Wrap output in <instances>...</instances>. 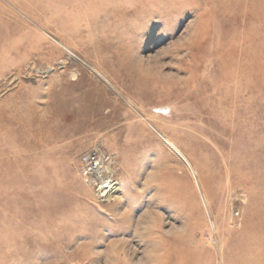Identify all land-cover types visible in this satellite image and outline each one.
I'll return each mask as SVG.
<instances>
[{
  "label": "rangeland",
  "instance_id": "rangeland-1",
  "mask_svg": "<svg viewBox=\"0 0 264 264\" xmlns=\"http://www.w3.org/2000/svg\"><path fill=\"white\" fill-rule=\"evenodd\" d=\"M261 239L264 0H0V264H264Z\"/></svg>",
  "mask_w": 264,
  "mask_h": 264
},
{
  "label": "built area",
  "instance_id": "built-area-1",
  "mask_svg": "<svg viewBox=\"0 0 264 264\" xmlns=\"http://www.w3.org/2000/svg\"><path fill=\"white\" fill-rule=\"evenodd\" d=\"M83 163H84V172L92 174L95 176L96 173H98L99 165H100V159L96 154H87L83 157Z\"/></svg>",
  "mask_w": 264,
  "mask_h": 264
},
{
  "label": "bare ground",
  "instance_id": "bare-ground-1",
  "mask_svg": "<svg viewBox=\"0 0 264 264\" xmlns=\"http://www.w3.org/2000/svg\"><path fill=\"white\" fill-rule=\"evenodd\" d=\"M244 238V237H243ZM262 240V239H261ZM264 240H262V242H263ZM244 242H246L245 240H244ZM248 242V241H247ZM241 244H243V243H241ZM245 245H246V243H245ZM248 245V244H247ZM238 246H240V244L238 245ZM241 246H240V250H241ZM248 249V248H247ZM242 252V251H241ZM243 253V252H242Z\"/></svg>",
  "mask_w": 264,
  "mask_h": 264
}]
</instances>
